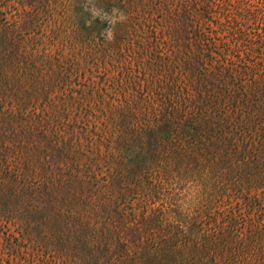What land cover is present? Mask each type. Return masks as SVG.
Returning <instances> with one entry per match:
<instances>
[{"label": "trees", "instance_id": "trees-1", "mask_svg": "<svg viewBox=\"0 0 264 264\" xmlns=\"http://www.w3.org/2000/svg\"><path fill=\"white\" fill-rule=\"evenodd\" d=\"M0 264H264V0H0Z\"/></svg>", "mask_w": 264, "mask_h": 264}, {"label": "clouds", "instance_id": "clouds-1", "mask_svg": "<svg viewBox=\"0 0 264 264\" xmlns=\"http://www.w3.org/2000/svg\"><path fill=\"white\" fill-rule=\"evenodd\" d=\"M85 10L86 11L88 10L86 5H85ZM112 12L114 14V17H115L116 13H119V16H118V18H114L113 19V27L105 30V31L108 32V37L106 39L108 41H114V39H115V31H114V27L115 26L114 25H115L116 19H118L120 22H123V21H125L127 19L126 15L120 9H118L116 7H114L112 9ZM89 24H91V21H89Z\"/></svg>", "mask_w": 264, "mask_h": 264}]
</instances>
